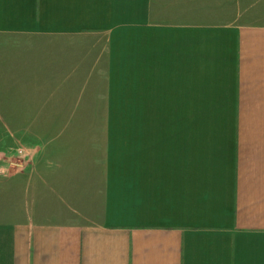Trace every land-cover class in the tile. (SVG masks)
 Segmentation results:
<instances>
[{
    "label": "crops",
    "instance_id": "crops-1",
    "mask_svg": "<svg viewBox=\"0 0 264 264\" xmlns=\"http://www.w3.org/2000/svg\"><path fill=\"white\" fill-rule=\"evenodd\" d=\"M238 3L0 0V264H264V23Z\"/></svg>",
    "mask_w": 264,
    "mask_h": 264
},
{
    "label": "rangeland",
    "instance_id": "rangeland-1",
    "mask_svg": "<svg viewBox=\"0 0 264 264\" xmlns=\"http://www.w3.org/2000/svg\"><path fill=\"white\" fill-rule=\"evenodd\" d=\"M235 2V0H233ZM240 2V0H238ZM241 8H240V7ZM242 10V11H240ZM231 12L238 15L240 13H244L245 15V21L247 23H264V0H242V3H238V7L236 5L235 8L230 9ZM22 92L29 93L28 90H21ZM117 127H120V125L128 123V122H116ZM30 122L28 121H21L20 122V129L21 131H24L29 127ZM23 147H21V150Z\"/></svg>",
    "mask_w": 264,
    "mask_h": 264
},
{
    "label": "built area",
    "instance_id": "built-area-1",
    "mask_svg": "<svg viewBox=\"0 0 264 264\" xmlns=\"http://www.w3.org/2000/svg\"><path fill=\"white\" fill-rule=\"evenodd\" d=\"M19 154H20V155H23V151H22V150H19Z\"/></svg>",
    "mask_w": 264,
    "mask_h": 264
}]
</instances>
